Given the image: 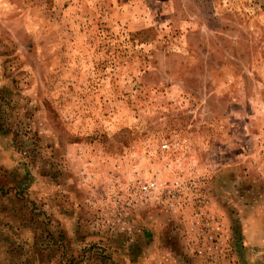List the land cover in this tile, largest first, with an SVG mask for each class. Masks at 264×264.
Wrapping results in <instances>:
<instances>
[{
  "label": "rangeland",
  "instance_id": "rangeland-1",
  "mask_svg": "<svg viewBox=\"0 0 264 264\" xmlns=\"http://www.w3.org/2000/svg\"><path fill=\"white\" fill-rule=\"evenodd\" d=\"M0 264H264V0H0Z\"/></svg>",
  "mask_w": 264,
  "mask_h": 264
},
{
  "label": "built area",
  "instance_id": "built-area-1",
  "mask_svg": "<svg viewBox=\"0 0 264 264\" xmlns=\"http://www.w3.org/2000/svg\"><path fill=\"white\" fill-rule=\"evenodd\" d=\"M159 187V184L157 181L155 180H150L145 186H144V189H145V192L147 193H155L157 191V189ZM203 214L201 211L200 212H197V214ZM214 227H218V226H214Z\"/></svg>",
  "mask_w": 264,
  "mask_h": 264
},
{
  "label": "crops",
  "instance_id": "crops-1",
  "mask_svg": "<svg viewBox=\"0 0 264 264\" xmlns=\"http://www.w3.org/2000/svg\"><path fill=\"white\" fill-rule=\"evenodd\" d=\"M152 258H155L154 260L156 261V260H159V257L158 256H156V255H153V257H151V259Z\"/></svg>",
  "mask_w": 264,
  "mask_h": 264
}]
</instances>
